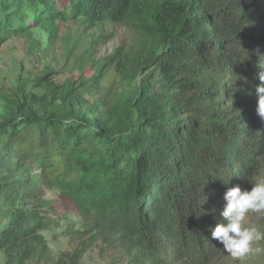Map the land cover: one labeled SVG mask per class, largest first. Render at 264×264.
<instances>
[{
	"label": "trees",
	"instance_id": "obj_1",
	"mask_svg": "<svg viewBox=\"0 0 264 264\" xmlns=\"http://www.w3.org/2000/svg\"><path fill=\"white\" fill-rule=\"evenodd\" d=\"M69 21L123 26L137 43L100 62L88 51L63 83L48 68L0 88V253L8 264H85L94 252L214 264L225 192L250 191L264 165V0H0V50L21 37L40 48ZM110 68L127 90L106 105L95 95ZM45 191L75 210L66 235L78 247L51 249L44 232L60 220Z\"/></svg>",
	"mask_w": 264,
	"mask_h": 264
},
{
	"label": "rangeland",
	"instance_id": "obj_2",
	"mask_svg": "<svg viewBox=\"0 0 264 264\" xmlns=\"http://www.w3.org/2000/svg\"><path fill=\"white\" fill-rule=\"evenodd\" d=\"M86 25L78 21L60 23L58 39L49 40L42 47L32 50H29L28 46L31 45L27 44L25 37L7 42L0 50V88H15L22 79L40 76L48 68L56 73V81L63 83L67 78H77L79 71L74 60L84 57L88 51H90V59L100 62L119 49L130 51L137 43L133 33L123 26L107 25L88 29ZM99 35L103 38L100 42H95L91 48V38L99 37ZM84 65L90 67L87 61ZM126 90V87L120 84L117 70L110 68L105 74L100 92L95 97L99 103L107 105L119 100ZM101 110L106 111V106H101ZM93 117H98V114H93ZM261 177H264V165L260 166L254 182ZM43 197L57 202L56 217L60 220V228H51L44 232L51 249L59 254L78 247L79 243L66 235V230L70 229L71 220L77 219L75 210H69L61 204L62 199L58 191H45ZM50 217L54 216L50 214ZM247 224L257 227L264 233V214L250 213ZM253 248L252 252L241 258H233L223 251L222 257L213 263L264 264V239L256 242ZM0 264H8L2 253H0ZM85 264H111V262L104 261L94 252L86 258Z\"/></svg>",
	"mask_w": 264,
	"mask_h": 264
},
{
	"label": "clouds",
	"instance_id": "obj_3",
	"mask_svg": "<svg viewBox=\"0 0 264 264\" xmlns=\"http://www.w3.org/2000/svg\"><path fill=\"white\" fill-rule=\"evenodd\" d=\"M258 79L260 83L254 89L258 98L256 111L264 119V72ZM252 183L250 191L242 190L238 185L228 187L223 197L226 203L219 213L223 219L209 229L212 239L219 241L223 245V251L233 258L244 257L254 250L253 245L256 242L264 239V233L247 224L250 213L264 214V177Z\"/></svg>",
	"mask_w": 264,
	"mask_h": 264
}]
</instances>
